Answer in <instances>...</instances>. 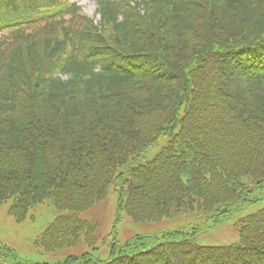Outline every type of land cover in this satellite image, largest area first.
Returning a JSON list of instances; mask_svg holds the SVG:
<instances>
[{"label":"trees","instance_id":"obj_1","mask_svg":"<svg viewBox=\"0 0 264 264\" xmlns=\"http://www.w3.org/2000/svg\"><path fill=\"white\" fill-rule=\"evenodd\" d=\"M58 2L0 0V205L52 200L33 247L59 257L0 241V264H264V205L233 244L191 241L264 201V0H99L97 24ZM109 192L100 241L81 215ZM125 218L164 226L122 239Z\"/></svg>","mask_w":264,"mask_h":264},{"label":"rangeland","instance_id":"obj_2","mask_svg":"<svg viewBox=\"0 0 264 264\" xmlns=\"http://www.w3.org/2000/svg\"><path fill=\"white\" fill-rule=\"evenodd\" d=\"M81 8L82 11L90 17L94 16L97 0H73ZM138 1V0H136ZM95 17V16H94ZM96 18V17H95ZM97 19V18H96ZM159 145L150 148L140 161L147 162L158 151ZM115 197L112 192L108 193L105 200L98 203L93 209L81 215L82 218L96 222L99 228L98 236L101 240L105 239V234L109 232L115 218ZM264 205V201L256 202L245 208L239 214L225 223L204 229L192 237L191 241L201 246H224L230 245L237 241V234L233 228V222L241 215L250 214L258 211ZM56 210L52 200H46L43 204L37 206L30 211V217L21 223L13 221L8 214L7 204L0 205V241L14 248L21 255L33 260L42 261L44 259L51 260L54 258L50 255L38 253L32 247V240L42 235L46 227L56 216ZM32 217V219H31ZM185 223H196L195 217L184 219ZM169 225V224H167ZM164 226V225H163ZM163 226L151 224H133L128 218L118 228L120 238H127L134 234H148L162 229ZM109 240V239H107ZM97 257L105 260L108 255V247L99 249L96 253Z\"/></svg>","mask_w":264,"mask_h":264}]
</instances>
